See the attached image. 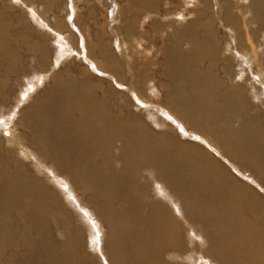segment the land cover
<instances>
[{
    "label": "bare ground",
    "instance_id": "6f19581e",
    "mask_svg": "<svg viewBox=\"0 0 264 264\" xmlns=\"http://www.w3.org/2000/svg\"><path fill=\"white\" fill-rule=\"evenodd\" d=\"M1 1L0 264H264V195L219 159L263 187L264 0H175L160 21L163 0H134L117 50L119 11L91 40L75 10L48 20L59 0ZM167 33L168 47L139 38ZM71 56L86 65L60 69ZM11 75L25 84L12 101ZM184 127L218 158L178 140Z\"/></svg>",
    "mask_w": 264,
    "mask_h": 264
},
{
    "label": "rangeland",
    "instance_id": "374dc122",
    "mask_svg": "<svg viewBox=\"0 0 264 264\" xmlns=\"http://www.w3.org/2000/svg\"><path fill=\"white\" fill-rule=\"evenodd\" d=\"M35 2H36V0H34ZM73 1H75V2H73ZM72 2H73V4H70L69 2V4L71 5H68V7L65 5V2H66V0H59V6L58 7H55L53 10H48L47 9V12L49 13H47L46 11V13H47V17H48V20L52 23V20H53V16H56V15H59L60 17H63V18H65L64 17V15L68 12V10L69 11H71V12H69V18L67 17V20L68 19H73V17H74V10H75V12H77V14H78V17H79V19H77V21H76V23H75V25L77 26V30H76V28H72V26H71V28H72V32L73 33H75V34H77V33H84V30H86V34H87V31H88V33H89V36H90V39L91 40H93L94 38H95V35H96V31H98L99 30V28L103 25V24H107V23H110L109 21L111 20V17L113 18L116 14H117V12L119 11L121 14H123L124 15V18L126 19V20H128V24H125L124 25V29L123 28H121L120 29V35H119V40H117L116 38H111L112 39V46L115 48V50H117V43L119 44L122 40L123 41H125V39H127L126 37H125V32H126V28L128 27V26H132L131 24H130V22H129V20H130V18L128 17V14H127V11L129 12V16L132 18V17H134V16H137V15H139V13H135V14H133V9L132 8H130L129 6H132V7H134V5H135V1L134 0H114L113 2H116L118 5H119V7L121 8V9H117L116 7H114L112 4H111V0H73ZM170 2H172L173 3V6H171V5H168V10L167 11H172L173 10V7H174V2H175V0H163L162 1V6H160L159 7V13H157V12H154L153 13V15L155 16V18L156 19H158L159 21H160V18H162L163 16H165V9H167V8H164V6H166L168 3H170ZM4 3V1H1L0 0V4H3ZM40 4V5H37V4ZM34 4V3H33ZM32 4V5H33ZM36 4V5H35ZM33 6H35V7H37V6H44V4L42 3V1H38V2H36ZM212 4H213V6L215 7V4H214V1L212 2ZM73 7H75V9H72ZM125 7H126V9H127V11L125 10ZM45 8V7H44ZM58 8V9H57ZM170 8V9H169ZM4 9V8H3ZM2 9V10H3ZM16 9H18V10H20L19 8H16ZM142 9V11L144 10L143 8H141ZM2 10H0V12H4L3 13V16H5L6 17V19H9V18H11L10 17V14H12L13 12L12 11H10L9 9H7V10H5V11H2ZM59 10V11H58ZM216 10V8H214V11ZM21 11V10H20ZM16 12H18V11H16ZM27 13V12H26ZM54 13V14H53ZM141 13V12H140ZM14 14V13H13ZM29 15V14H28ZM157 15V16H156ZM215 15V14H214ZM7 16H8V18H7ZM31 15H29L27 18H31L30 17ZM51 17V18H50ZM105 17H106V19H105ZM157 17H159V18H157ZM187 18H186V21H184L182 24L183 25H186L185 23H187V21H189V15H187L186 16ZM63 18H62V20H63ZM136 19L137 20H139V16H137L136 17ZM31 20H33L32 18H31ZM109 20V21H108ZM64 22V21H63ZM118 22H119V25L120 24H122V22H123V20L122 19H119L118 20ZM133 23H134V21H133ZM161 23H163V22H161ZM171 25H173V24H171ZM175 25V24H174ZM173 25V26H174ZM140 26H141V24H140ZM166 26V25H165ZM164 26V28H162V29H164V32H163V34L165 33V30H169L167 27H165ZM172 26V27H173ZM152 27L153 26H151L150 25V23L149 24H147L146 25V27L144 28V30H146V31H151V29H152ZM175 28H179L180 29V26L179 25H175L174 26ZM218 27L221 29V25L219 24L218 25ZM169 32V31H168ZM171 32V31H170ZM169 32V33H170ZM169 33H167L166 35H162L161 34V36L159 35V37L158 38H156V40L153 42V43H151V41H150V39H149V36L148 35H139V38H142V40H143V44H145V46L146 45H154V44H158V45H155V46H157V47H160V46H162V45H165V46H163V47H168V46H170L171 45V43H172V37H170L171 35H169ZM91 34H93L92 36H91ZM138 34H140V32L138 31L137 32V35ZM44 35L45 36H42V38L44 37L45 39H48V43L50 44L49 46H50V53H51V58L53 59L54 58V52H52L51 51V42H50V40H51V38H49L48 37V35L47 34H45L44 33ZM47 35V36H46ZM48 37V38H47ZM161 37V38H160ZM165 38V37H167L165 40L163 39V38ZM219 37H221V36H219ZM50 39V40H49ZM161 39V40H160ZM163 40V41H162ZM171 40V41H170ZM149 41V42H148ZM166 41V42H165ZM169 41V42H168ZM126 42V41H125ZM125 42H123V44L125 45ZM157 42V43H156ZM165 43V44H164ZM167 43V44H166ZM169 43V44H168ZM186 45V44H185ZM185 45H183L184 47H185ZM49 48V47H48ZM75 53H78V51L76 50V49H74L73 50ZM160 53V54H159ZM158 54H156V60H157V62L158 63H160L161 62V58L160 57H162V54H163V52L161 51V52H159ZM162 53V54H161ZM74 54V53H73ZM75 55V54H74ZM72 58H69V62H64L61 66H60V69H64V68H67V66L69 67V69H72V71L73 72H75L78 68H79V66H82V65H86L85 63H84V60H78V58H75L74 56H71ZM27 58V57H26ZM25 59V58H24ZM94 59H96V58H94ZM73 60V61H72ZM97 60V59H96ZM159 60V61H158ZM244 65V64H243ZM31 66H32V63H31ZM57 68H58V66H57ZM88 68H89V71H90V73L92 74V75H95L96 74V71L93 69V67H92V65H88ZM219 71V68H217V66L214 68V70H212L213 71V73L215 72V71ZM64 70H61V74H60V77L62 78V76H64L65 77V73L63 72ZM200 71H203V70H200ZM76 74H79V72L77 71L76 72ZM223 74V73H222ZM97 75V74H96ZM162 76H160V79H163L164 80V78L162 77ZM1 78H3V76L1 77ZM7 79H9V83H11V85H10V88H9V90H8V99L9 100H13L14 99V97H16L17 95H18V88L19 87H16V85L15 84H17V82L19 83V86L20 87H24V83H22V82H24L23 80L21 81V78L19 79L18 78V80L16 79V76L15 75H11V76H8V78ZM17 81H16V80ZM254 79H256L255 77H254ZM20 81V82H19ZM252 80H249V81H247V85H249V83L251 82ZM255 82H256V80H255ZM156 84H158V82H156ZM22 85V86H21ZM106 85V84H105ZM15 86V87H14ZM16 89V90H15ZM105 89H107V88H105ZM16 91V92H15ZM106 91V90H105ZM10 92V93H9ZM95 93H96V96H97V98H99V99H101L102 98V92H100L99 90H96V91H94ZM262 93V92H261ZM10 97V98H9ZM262 97L264 98V96H263V93H262ZM110 98H111V96H108V95H106V97L104 98V102L105 103H107V104H109L110 102H111V100H110ZM130 100H131V104H129V106H130V108H129V106L127 107V111L129 110V109H131L132 111H134V112H139V108H137V105H135L134 103V101L130 98ZM252 100V99H251ZM156 101H154V100H149V103H155ZM156 103H159L161 106H163V104L164 103H161V102H156ZM132 104H134V106H135V108H134V106H132ZM129 108V109H128ZM144 108V107H143ZM147 108V107H146ZM12 111V110H11ZM11 111H9V113L11 112ZM252 112H253V114H255L256 112L254 111V110H251ZM251 111L249 112V115L250 114H252L251 113ZM255 112V113H254ZM7 112H5L4 110H0V114H6ZM252 114V115H253ZM142 119L143 120H145L146 118L145 117H142ZM149 123H150V121L148 120V119H146ZM173 126V125H172ZM151 128H153L154 130L156 129L157 131H160V132H163V131H167V130H169L168 128H165V127H162V128H160V127H157L156 126V128H154V127H152L151 126ZM150 128V129H151ZM185 128V127H184ZM179 129V128H178ZM19 130H20V128H19ZM175 130L177 131V133L179 134V137L181 138H179L178 137V140H183V142H185V140L186 141H190V143H196V144H199L200 146H202V148L203 149H205V151H207L208 153H212L215 157H217L216 155L217 154H215L214 153V149H212V148H208V146H207V141L205 140V139H203L202 137H200L199 135H197V134H192V136H189V137H187L188 136V134H189V130H187L186 128H185V130H177L176 128H175ZM187 131V132H186ZM200 131V130H199ZM187 133V134H186ZM196 133H199V132H196ZM188 138V139H187ZM193 138V139H192ZM199 138V139H198ZM30 138L29 137H27V140H29ZM201 139V140H200ZM207 139V138H206ZM176 141H177V139H176ZM205 141V142H204ZM205 143V144H204ZM209 150V151H208ZM216 151V150H215ZM218 158V157H217ZM219 159H220V162H221V164L222 165H224L225 167L227 166L228 167V169H229V171L232 173V171H233V175L239 180V181H241L242 179V183H244V184H246V185H248V186H250V187H253L257 192H256V194L258 193L259 195H264V184H261L263 187L262 188H259V186H256L252 181H254V177H253V175H251L249 172H247V171H244L242 168L240 169L239 167H238V170L240 171V174H236V172H235V170L233 169V166H232V164H235V163H231V161H229V160H226L224 157H222V158H220L219 157ZM228 163V164H227ZM231 166V167H230ZM235 166L237 167V165L235 164ZM244 172H243V171ZM243 173H245V175L243 174ZM242 174H243V176H242ZM249 174V175H248ZM55 175L56 176H58L59 177V174L58 173H55ZM245 176V177H244ZM247 177H248V179H247ZM250 178V179H249ZM246 180V181H245ZM250 180V181H249ZM252 180V181H251ZM256 180V179H255ZM253 184V185H252ZM260 190V191H259ZM152 194V190H150L149 192H148V194H147V196H145V202L147 201V200H150V195ZM262 197H264V196H262ZM85 206V207H84ZM180 208H182L181 206H180ZM83 210H87V212L92 216L91 218H93V219H95V217L93 216V214H92V209L91 208H89V207H87L86 205H83ZM80 218H78V220H79ZM187 219H188V217H187ZM96 220V219H95ZM189 221H190V219H188ZM80 221V220H79ZM102 223L103 222H101L100 224L102 225ZM193 224V223H192ZM79 226L81 227V228H86V226L82 223V222H80L79 223ZM195 225L193 224V227H194ZM102 227H103V235H104V237H106V236H108V231H107V225H106V223H103V225H102ZM83 236H84V243L85 244H88L89 245V247L91 246V241L88 239V234H87V230H85V232H84V234H83ZM85 241H87V242H85ZM90 241V242H89ZM103 242V241H102ZM210 243V242H209ZM94 246V245H93ZM103 247H104V250H105V246L103 245ZM87 248H88V246H87ZM91 248V247H90ZM91 250V249H90ZM190 254V253H189ZM191 255V254H190ZM95 258H96V260H97V263H99V264H104V262H103V258H102V256H100V254L98 253V252H96V254L95 255H93ZM98 258H97V257ZM102 259H101V258ZM107 258V257H106ZM167 258V257H166ZM197 261H199L198 260V258H195ZM99 260V261H98ZM110 264V263H109Z\"/></svg>",
    "mask_w": 264,
    "mask_h": 264
}]
</instances>
